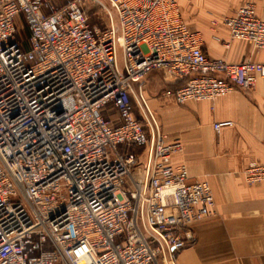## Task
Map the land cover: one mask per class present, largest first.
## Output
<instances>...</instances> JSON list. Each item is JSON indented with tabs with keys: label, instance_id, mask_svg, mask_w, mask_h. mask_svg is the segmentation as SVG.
Listing matches in <instances>:
<instances>
[{
	"label": "built area",
	"instance_id": "1",
	"mask_svg": "<svg viewBox=\"0 0 264 264\" xmlns=\"http://www.w3.org/2000/svg\"><path fill=\"white\" fill-rule=\"evenodd\" d=\"M55 1L0 0V264H176L215 202L207 181L171 163L182 143L166 141L143 78L163 71L172 80L161 96L181 105L252 90L264 63L206 56L177 0ZM221 21L230 39L264 49L253 4ZM242 172L264 181L263 164Z\"/></svg>",
	"mask_w": 264,
	"mask_h": 264
},
{
	"label": "crops",
	"instance_id": "2",
	"mask_svg": "<svg viewBox=\"0 0 264 264\" xmlns=\"http://www.w3.org/2000/svg\"><path fill=\"white\" fill-rule=\"evenodd\" d=\"M177 2L185 24L201 34L206 56L229 63L243 57L264 63V49L230 39L221 21L245 3L253 4L264 20V0ZM160 100L155 106L166 141L179 140L183 147L171 163L185 164L190 182L207 181L215 202L212 214L190 224L176 264H264V181L248 183L242 172L251 164L264 165V77H258L250 91L234 90L213 100L181 105L162 96ZM112 119L118 121L117 116ZM221 120L234 124L216 134L212 124Z\"/></svg>",
	"mask_w": 264,
	"mask_h": 264
},
{
	"label": "rangeland",
	"instance_id": "3",
	"mask_svg": "<svg viewBox=\"0 0 264 264\" xmlns=\"http://www.w3.org/2000/svg\"><path fill=\"white\" fill-rule=\"evenodd\" d=\"M66 0H57L55 1V4H62ZM88 8V16H89V22L92 26L101 28L105 24V17L100 14L98 9L90 4L87 5ZM23 15H20L16 18V27H17V33L16 37L18 41L20 42L22 49L28 48V31L25 28V25L23 24ZM117 42L119 44L120 42V36L117 35ZM171 77L167 76L163 71L161 70H153L148 72L144 78V91L146 93V96L148 97V101L153 109V111L156 114V117L158 119V122L160 123L159 116L157 114L156 106L159 104L161 105L160 96L163 93V91L171 84ZM135 111V110H134ZM101 114L105 118H115L116 112L115 110H111L109 105L105 106L101 110ZM119 149H126L123 145L119 146Z\"/></svg>",
	"mask_w": 264,
	"mask_h": 264
}]
</instances>
